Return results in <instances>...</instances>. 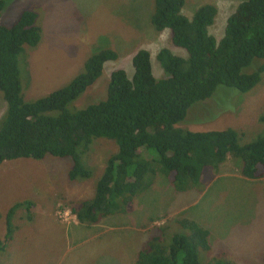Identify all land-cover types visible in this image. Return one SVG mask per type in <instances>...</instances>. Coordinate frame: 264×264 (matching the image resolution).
Wrapping results in <instances>:
<instances>
[{"label": "trees", "instance_id": "trees-1", "mask_svg": "<svg viewBox=\"0 0 264 264\" xmlns=\"http://www.w3.org/2000/svg\"><path fill=\"white\" fill-rule=\"evenodd\" d=\"M151 3L152 27L166 30L171 45L185 54L161 47L155 55L162 72L157 76L150 52L137 50L130 77L122 69L112 70L106 97L76 110L68 104L101 75L105 62L117 59L116 51L103 47L84 61L83 70L68 84L25 101L18 57L24 44L35 46L41 39L37 16L25 10L9 26L0 19V92L6 105L0 115V164L45 155L72 156L78 162L100 138L117 145L104 159L92 195L65 206L87 227L131 210L135 197L162 176L178 192L200 193L219 165L233 158L240 161L241 176L264 177V130L242 143V132L233 128L193 131L178 125L193 104L210 97L219 85L248 91L261 80L264 0L239 2L227 16L219 40L209 32L216 5L202 3L187 15L185 0ZM3 6L0 0V16ZM250 65L253 69L243 72ZM258 120L264 126V114ZM83 167L75 164L71 176L89 177L91 171ZM31 206L26 205L28 216ZM10 235L7 223L5 240ZM0 244L4 245L1 239ZM210 249L207 229L181 216L150 229L133 264H201L200 251ZM206 264L237 263L223 252Z\"/></svg>", "mask_w": 264, "mask_h": 264}, {"label": "rangeland", "instance_id": "rangeland-1", "mask_svg": "<svg viewBox=\"0 0 264 264\" xmlns=\"http://www.w3.org/2000/svg\"><path fill=\"white\" fill-rule=\"evenodd\" d=\"M241 1L185 0L183 11L191 15L202 3L216 5L217 15L209 32L219 40L227 16ZM3 2L0 19L4 26L21 12L32 10L41 30L38 44H24L18 57L25 101L68 84L83 70L84 61L103 47L116 51L117 59L104 63L101 75L68 104L70 110L103 100L112 70L122 69L130 77L132 56L141 48L150 52L157 76L162 72L155 55L161 47L185 54L171 45L166 30L157 32L150 24L153 0ZM5 107L0 92V115ZM261 114L264 73L248 91L219 85L210 97L193 104L178 125L193 131L233 128L242 132L244 143L263 132L264 126L258 120ZM100 139L85 155L81 154L78 162L72 156L45 155L0 164V239L4 242L0 244V264H133L148 231L181 216L196 221L209 233L211 249L200 251L201 264L223 252L237 264H264V177L241 176L240 161L233 158L219 165L215 177L200 193L178 192L162 176L135 197L128 212L107 216L89 227L77 223L66 207L92 195L106 157L114 146L117 150L114 141ZM77 163L91 175L72 177ZM7 223L11 235L5 240Z\"/></svg>", "mask_w": 264, "mask_h": 264}]
</instances>
